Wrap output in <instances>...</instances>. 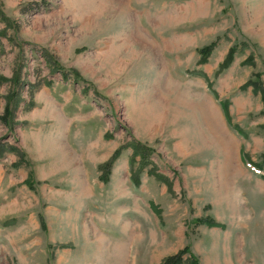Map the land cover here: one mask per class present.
I'll return each instance as SVG.
<instances>
[{
  "label": "rangeland",
  "instance_id": "obj_1",
  "mask_svg": "<svg viewBox=\"0 0 264 264\" xmlns=\"http://www.w3.org/2000/svg\"><path fill=\"white\" fill-rule=\"evenodd\" d=\"M252 73L264 87V0H0V115L11 90L20 101L0 143L27 163H0V264H160L185 246L197 264H264V167L245 164L264 154V103L241 89ZM47 81L64 117L43 121L34 163L20 126ZM131 142L153 152L138 186L127 147L103 184L97 167ZM205 217L221 227L194 224Z\"/></svg>",
  "mask_w": 264,
  "mask_h": 264
},
{
  "label": "trees",
  "instance_id": "obj_2",
  "mask_svg": "<svg viewBox=\"0 0 264 264\" xmlns=\"http://www.w3.org/2000/svg\"><path fill=\"white\" fill-rule=\"evenodd\" d=\"M215 42H211L206 46H203L197 50L199 59L197 61L198 65H203L207 62L208 57L210 56L213 48H214ZM237 52L236 46H231L222 62L218 65V71L221 72L228 68V66L231 64L234 58V54ZM43 57V62L47 65L49 71L52 72H61L60 68L56 65V63L53 60H50L49 57ZM243 64L252 66L251 58L248 57L243 61ZM62 73V72H61ZM62 80L66 79V76L64 73H62ZM260 75L258 73H252L251 78L246 81L242 86L241 89H246L247 87L251 88V91L255 94H258L260 97V100L262 103H264V87L261 85L259 80ZM5 81L0 78V82ZM9 82L11 85L19 86V78L12 77ZM51 84L50 81H47L46 83H43L44 86L49 87ZM3 100L5 102L2 113L0 115V124H2L4 127L7 128V130H11L12 126V120L14 118V108L17 107V104L20 103L18 93L13 92L11 90L9 93H7ZM32 105L28 104V108H31ZM227 107L228 104L225 101H219V108L223 114V117L228 121L227 117ZM264 115V110L262 113ZM264 127V126H263ZM233 130L236 132L237 135L243 137V133L237 129L236 127L232 126ZM129 148L131 151V157L129 158L128 164L130 168V176L129 180L133 186H138L139 180H138V173H140L143 169H146V167L150 164L149 157L153 153L152 149L139 143V142H131L127 146H122L117 149H115L112 154L109 156V158L101 163L97 170L100 172L99 180L105 184L108 181V177L110 174L111 167L115 160L119 157L120 152L123 148ZM13 154L15 157H17V160L10 165V168L12 169H19L23 166H27L26 161L24 160L23 153L16 148L14 145L7 144V143H0V159L3 158L5 154ZM135 158H137V161H135ZM263 163L261 165H257L254 163L246 162L245 164L255 170H260L262 167H264V154L262 156ZM134 165H137V170H132ZM146 174L148 176H152L154 179L158 180L159 182L167 185L169 188V184L165 178H163L160 174L156 173L154 168L151 167L146 171ZM32 180H31V173L29 172L27 174L26 179L22 182V184L29 190H32ZM40 227L42 228L44 226V223L42 222V218L38 217ZM43 224V225H42ZM195 225H203L207 228H220L221 226L217 223H215L213 220H211L208 217L196 219L194 222ZM185 257V258H184ZM185 261H188V264H197L196 259L191 254L189 248L187 246L183 247L181 250L177 251L175 254L165 257L160 264H183Z\"/></svg>",
  "mask_w": 264,
  "mask_h": 264
},
{
  "label": "crops",
  "instance_id": "obj_3",
  "mask_svg": "<svg viewBox=\"0 0 264 264\" xmlns=\"http://www.w3.org/2000/svg\"><path fill=\"white\" fill-rule=\"evenodd\" d=\"M33 107L28 112H25L22 118L23 123L21 124V133L19 140V147L23 150L27 158L31 162L43 163V154L40 150V143L43 142V121L56 123L57 119H63L64 117V107H63V96L60 94H55L54 89L50 87L42 86L33 96ZM66 102V101H65ZM46 133H54V126L47 128ZM4 157V156H3ZM34 157V158H33ZM6 159H0V163H3ZM15 162V156H7V165L10 167L12 163ZM2 165H0V185L4 178L1 170ZM12 169V168H10ZM51 175V174H49ZM9 178V175H8ZM14 184V181L11 182ZM15 194L12 193L11 199L9 198L7 206H13L15 203ZM41 218L42 216L39 215Z\"/></svg>",
  "mask_w": 264,
  "mask_h": 264
}]
</instances>
